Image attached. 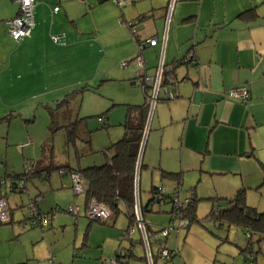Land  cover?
Here are the masks:
<instances>
[{
	"label": "crops",
	"instance_id": "0c3cea01",
	"mask_svg": "<svg viewBox=\"0 0 264 264\" xmlns=\"http://www.w3.org/2000/svg\"><path fill=\"white\" fill-rule=\"evenodd\" d=\"M33 1L34 24L30 35L17 43L5 34V22L18 14L19 5L15 0H0V124L8 121V106L13 105L6 104L1 99L2 94L23 87L57 89L67 84H56L55 79L61 80L73 64L75 69L82 66L85 69V42L89 30L79 19L89 13L84 3H78V0ZM168 4L169 0H125L122 8L111 6L110 12L102 7L96 13L98 21L92 30L96 33L93 41L97 52L101 53L100 64L107 63L99 77L102 81L114 78L127 88V98L119 103L140 104L144 101V87L139 84L142 75L129 61L137 52L136 41L150 38H156L157 42L155 45L146 42L141 50L142 74L152 78L162 57L163 78L176 95L165 100L160 94L155 103L141 158L142 169L146 172L144 188L148 191L152 184L163 185L170 193L175 189V183L162 182L160 170L180 172V189L185 187L188 191L183 192V196L194 194L199 200L209 199L217 206L215 208H221L243 189L246 204L264 210V0H174L169 15ZM55 6L58 10L51 12ZM250 9L256 10L257 18H239L242 12ZM104 10L117 21L115 40H110L101 31L105 23ZM136 19L139 21L133 36L127 23ZM50 34L60 35L59 43H54ZM124 60H127L126 68H111ZM108 62H112V66ZM39 79L45 80L41 86ZM150 84L147 85L149 92ZM241 86L249 91L245 102L231 97L228 92ZM0 155H3L1 148ZM2 157V162L4 159L6 162L5 154ZM46 160L40 163L36 160L37 167L44 166ZM52 164L56 165L53 159ZM53 170L45 176L35 174L27 182L34 176L51 180ZM17 179L15 174L11 176L8 193L6 182L0 183V196L6 199L10 192L19 188L14 185ZM49 185L63 187L61 180L60 184ZM40 193L28 200L39 197L37 205L43 212L42 206L48 199ZM85 205L83 196L81 204L75 203L79 214L64 213L61 221H72L75 229L81 226ZM55 209L50 207L45 212L51 215L45 226L27 229L25 216L14 221L10 209L11 221L0 225V264H103L92 262L93 258L84 260L76 251L77 229L71 247L56 246L53 235L48 232L53 228L52 220L60 212ZM170 209L171 204L169 209L161 208L152 217L157 224L154 229L171 223ZM114 222L110 219L99 223L113 225ZM90 223L88 219L86 230ZM185 232V239L191 237L190 226ZM175 236L178 238L180 233ZM128 237L131 238L130 230ZM125 242L124 248L130 244L128 239ZM118 245L119 242L116 249ZM99 255L103 254L100 252ZM134 264L144 263L134 261Z\"/></svg>",
	"mask_w": 264,
	"mask_h": 264
},
{
	"label": "rangeland",
	"instance_id": "374dc122",
	"mask_svg": "<svg viewBox=\"0 0 264 264\" xmlns=\"http://www.w3.org/2000/svg\"><path fill=\"white\" fill-rule=\"evenodd\" d=\"M80 1L89 11L88 14L79 18L82 25L89 30L86 36L88 39L85 42L87 49L85 69L83 66L81 69H75L73 64L72 69L61 80L55 79L56 84L60 82L67 84L57 89L31 88L29 90V88L23 87L1 95V99L6 104H13L8 106L7 112L10 113L8 121L0 124V148L2 154L6 156V162L5 159L4 163L0 162V178H5L7 193L9 192L11 176L22 173L25 166H32L36 160L52 157L56 165L66 163L74 168L89 166L86 164H103L110 155L106 149L112 142L121 137L123 127L120 123L123 122L126 107L123 104L125 102L119 103V100L127 98V88H124L125 84L114 78L102 81V77H99L107 63L100 64L101 53L97 52V47L93 41L96 33L92 31L96 20L98 21V18L95 19L98 10L104 7L107 12H110V7H116V5L109 0L103 4L98 3L97 0H78L77 2L81 3ZM106 11L104 10L106 16L101 31L110 40H115L118 35L117 21L108 16ZM5 34L7 35V32ZM121 62L114 66H112V62H108V64L112 66L111 68H126V66L121 65ZM129 62H132L136 67L134 59ZM112 70L116 71V68ZM111 73L115 74L112 71ZM43 82H45L44 79H39L38 84L41 86ZM21 107H25V109ZM155 109L154 106L152 114ZM99 116L103 117V123L97 120ZM49 125H51V129ZM71 130L75 133L74 142L68 139V132ZM145 141L147 142V137ZM83 144L85 147L81 149ZM50 174L51 180L43 176H34L31 181H26V191L17 188L9 193L6 201L12 209L13 220L23 219L26 213L24 207L28 198L41 192L40 194L48 199L42 206L45 210L43 212H47L50 207L60 211L57 213L59 215L52 220L53 228L48 231L50 235H53L56 246L65 249L71 247L77 229L78 240L75 246L81 257L84 260L93 258L92 262L107 264V260L113 256L116 244L119 242L117 248L126 244V240L123 238V230H126L128 226L127 217L123 212H120L113 225L91 221L90 228L88 227L86 230L85 224L88 222V218L84 214L81 216V219L84 220L83 224L75 229L72 221H61L64 214L61 209H65L71 204L73 206L75 203L81 204L83 196L73 194L71 178L68 173L59 177L58 171L55 169ZM145 174V169H141L138 192L140 202L143 205L149 197L148 191L144 188ZM60 180L62 181V188L60 186L50 187L49 183L60 184ZM180 192L183 196V192L188 191L187 188L182 187ZM169 206V202L162 203L160 207L155 204L152 206L153 212H146L144 218L150 228L154 229L157 225L152 217L156 213L158 214L161 208L169 209ZM213 207L217 206H213L211 200L200 199L196 203V215L199 222L190 225L191 237L184 238L185 229H180L179 232L171 231L166 239V247L175 251V254L167 261L159 257L154 264H183L185 262V264H247L241 251L246 246L245 233L235 225L224 223L219 226L217 222L207 219L206 216ZM170 224L176 227L177 222L172 221ZM13 225L21 227L18 223H13ZM24 226L26 229L31 228ZM179 233L180 236L176 238L175 235ZM115 234H117L116 237H113ZM84 235H86L85 238ZM130 236L133 239L140 237L143 239L142 231L138 225H134L130 229ZM150 242V252L155 255L157 245L154 242V236H150ZM81 243L85 245H80ZM253 248L261 249L257 254L255 264H264V239L259 243L255 239ZM100 252L103 255H99ZM144 253L146 254L145 246L139 243L134 245L136 256H142ZM132 262L134 264V261Z\"/></svg>",
	"mask_w": 264,
	"mask_h": 264
},
{
	"label": "trees",
	"instance_id": "16d2710c",
	"mask_svg": "<svg viewBox=\"0 0 264 264\" xmlns=\"http://www.w3.org/2000/svg\"><path fill=\"white\" fill-rule=\"evenodd\" d=\"M106 1L107 0H97L98 3H103ZM257 17L258 13L255 9L244 11L239 15V18L244 20L253 19ZM138 21L139 19L128 22V28L131 26V23L134 22V24H136ZM136 32V30L132 32L133 36L136 34ZM145 43L146 40L136 41L137 52L132 59H135L136 56L141 54V50L145 46ZM139 46H142V48H139ZM163 75L164 70L162 68L161 84L163 86H166V81L164 80ZM149 97L150 92L147 90L146 87L144 88V101L142 103L125 104L126 114L124 117V121L122 122V136L108 146L106 151H109L110 155L108 160L103 164H90L86 167L75 168L65 164L57 166L52 164V157H48L44 166L37 167L38 162L35 161L27 172L23 171L22 173L15 174L18 179L24 178L25 181H27L29 180V178H31V176L35 174L38 175L44 173V175H46L53 169H57L58 171V169L62 168L67 171V173L72 171L78 172L83 181V196L84 203L86 204L85 208L87 207L89 200L94 199L98 202L107 205L111 209V217L106 221H109L110 219L114 221L120 212H123L128 219V226L126 230H123V235L125 236V240L128 239L130 241V244L126 248L119 246L120 249L119 247L116 249L112 257H115L117 264H132V261H142L144 264H148L147 255L145 253L142 256H136L134 254L135 244L139 243L144 246L142 237L135 240L133 238L128 237V235L129 230L132 229L134 225H138L136 222L134 198L135 175L138 155L141 147V141L149 111ZM50 116L52 117L51 112ZM6 119L8 120V116L6 117ZM49 128L51 129V125H49ZM68 136V139L74 142L73 138L75 137V133L73 130L68 132ZM84 145L85 144H83V147H81V149L84 148ZM43 160L41 159L39 163ZM142 167L143 164L141 163L139 174L141 172ZM160 177L162 182H174L175 189H180L182 181V175L180 172H171L161 169ZM159 187L160 185L156 184H152L150 186V188L148 189L149 197L144 205L139 200V210L144 223L147 239L150 245V236H154V242L156 243L159 240V237H156V234L162 227H158L156 229L150 228V226L145 222L144 217L146 212H153V205H161V203H159L156 199ZM171 192H165V194L163 195L165 199L163 203H165L166 201L170 202L169 195L171 194ZM198 200L199 199L195 197L194 194H192L190 196V201L182 208V216L187 223L186 228H188L194 222H199V219L196 215V203L198 202ZM170 213L171 209L169 210L168 214L170 215ZM206 218L217 222L219 226L226 223L239 227L241 231L244 232L246 235V246L241 249L244 260L247 262V264H255L257 254L261 251V249H254L253 245L255 239L258 243L264 239V210H258L255 207L246 204L245 190L240 189L239 191H237V193L233 197L228 199L227 205L225 207L211 208ZM10 221L11 217L8 222ZM93 221L105 222L100 220ZM247 232H249V235L246 234ZM247 254H250V257H248ZM151 258L154 264L156 259L159 258L158 251L155 255L151 253ZM17 264L26 263L21 262Z\"/></svg>",
	"mask_w": 264,
	"mask_h": 264
},
{
	"label": "built area",
	"instance_id": "2783aa9c",
	"mask_svg": "<svg viewBox=\"0 0 264 264\" xmlns=\"http://www.w3.org/2000/svg\"><path fill=\"white\" fill-rule=\"evenodd\" d=\"M19 5V12L16 16L9 18L6 20V27H7V34L17 43H19L24 37H27L30 35V30L34 24L33 19V7H34V1L33 0H15ZM86 1V0H82ZM112 3H114L119 8H122V6L125 3V0H109ZM174 0H169L168 4V15L170 14L171 8L173 6ZM58 10V6H55L51 9V12H55ZM130 24V23H129ZM131 26L129 27L131 32H134L136 30V24L131 23ZM50 38L54 43H59V40L61 38L60 35L56 34H50ZM149 45H155L157 42L156 38H150L146 40ZM162 43H164V40H162ZM139 48H142V46H139ZM188 57H192V53L189 52ZM135 63L137 68L140 71V74L142 75L141 81L139 84L146 88L148 83L150 84V97H149V109H151V112L155 106V103L161 94L165 100H171L176 95L174 92H172L167 86H163L161 84L162 82V57L159 58L158 65L155 71L154 76L149 77L144 74H142V68H143V59L141 55H138L135 57ZM127 63V60L122 61L121 65L125 66ZM229 95L233 98H237L242 102H245L248 98L249 91L245 86L241 87H235L231 88L229 91ZM97 120L99 122H103V117H98ZM34 164V163H33ZM31 166L28 167L25 166L24 172H27ZM67 171L64 169H58V174L64 175ZM71 178V190L73 194L79 195L83 194L84 188H83V181L81 179V176L78 172L72 171L68 172ZM4 179L0 178V183H4ZM26 182L24 178H20L18 181V186L21 190L26 191L25 188ZM166 190L163 185H160L158 189V193L156 195V199L159 203L164 202V194ZM170 197V204H171V213L169 215V218L172 221H176L177 225L176 227H173L172 224H168L166 227H162L156 234V237H159V240L156 242L157 245V251L159 254V257L161 259L167 260L171 258L175 251L169 250L166 247V239L168 234L171 231L179 232L180 229L186 228V221L183 219L182 216V208L190 201V197L188 196H182L180 189H174ZM134 198H135V214H136V222L142 231L143 234V243L146 249V255L148 259V264H153L152 258H151V252H150V244L147 239V234L145 231L144 223L140 214L139 210V200H138V193L136 190H134ZM39 197L30 198L25 205V221L29 227H42L45 226L51 217L49 213H45L39 210L37 205V200ZM57 210V209H55ZM61 212L68 213L73 216H77L79 214V208L76 206H68L65 209H61ZM84 214L89 220H100V221H106L111 217V209L94 199H90L87 207L84 209ZM10 212L8 209V204L6 199L3 196H0V224L6 223L10 220ZM249 235V232L246 233ZM123 238L125 236L123 235ZM120 249V247H119ZM248 257H250V254H247ZM108 264H117V261L115 257H111L107 260Z\"/></svg>",
	"mask_w": 264,
	"mask_h": 264
},
{
	"label": "water",
	"instance_id": "95a60500",
	"mask_svg": "<svg viewBox=\"0 0 264 264\" xmlns=\"http://www.w3.org/2000/svg\"><path fill=\"white\" fill-rule=\"evenodd\" d=\"M151 114H152L151 109H149L145 129H144V134H143L142 141H141V147H140V151H139V155H138L137 165H136V176H135V190H136V192H138V173L140 170L143 146H144L145 137H146V134H147V131L149 128V123L151 120ZM2 161H3V159L0 155V162H2ZM14 185H17L16 181L14 182Z\"/></svg>",
	"mask_w": 264,
	"mask_h": 264
},
{
	"label": "clouds",
	"instance_id": "9594fccd",
	"mask_svg": "<svg viewBox=\"0 0 264 264\" xmlns=\"http://www.w3.org/2000/svg\"><path fill=\"white\" fill-rule=\"evenodd\" d=\"M152 115V114H151ZM138 175H139V173H138ZM136 176V175H135ZM4 179V178H3ZM4 181H5V179H4ZM18 181H19V179H17V181H16V183H17V185L16 186H18ZM26 182V181H25ZM138 193V192H137ZM138 200H139V198H138Z\"/></svg>",
	"mask_w": 264,
	"mask_h": 264
}]
</instances>
